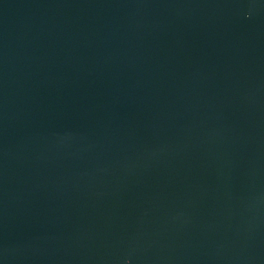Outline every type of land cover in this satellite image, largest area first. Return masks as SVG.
Listing matches in <instances>:
<instances>
[{"label":"water","instance_id":"1","mask_svg":"<svg viewBox=\"0 0 264 264\" xmlns=\"http://www.w3.org/2000/svg\"><path fill=\"white\" fill-rule=\"evenodd\" d=\"M0 264H264V0H0Z\"/></svg>","mask_w":264,"mask_h":264}]
</instances>
